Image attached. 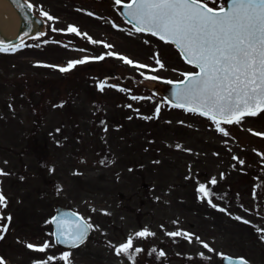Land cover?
I'll return each mask as SVG.
<instances>
[{
    "label": "rangeland",
    "instance_id": "1",
    "mask_svg": "<svg viewBox=\"0 0 264 264\" xmlns=\"http://www.w3.org/2000/svg\"><path fill=\"white\" fill-rule=\"evenodd\" d=\"M31 1L55 19L44 16L45 36L0 52V193L12 212L0 224L7 225L4 264L49 256L56 259L48 264H65L64 252L69 264H222L224 253L264 264V135H256L264 133V111L221 123L224 135L207 117L176 109L131 80L180 79L195 68L171 44L116 18V2ZM85 58L93 62L59 70L65 59ZM201 184L207 197L197 191ZM56 205L93 225L79 247L54 243ZM145 229L152 235L135 236ZM130 236V253L117 255ZM46 241L43 252L26 247Z\"/></svg>",
    "mask_w": 264,
    "mask_h": 264
},
{
    "label": "snow or ice",
    "instance_id": "2",
    "mask_svg": "<svg viewBox=\"0 0 264 264\" xmlns=\"http://www.w3.org/2000/svg\"><path fill=\"white\" fill-rule=\"evenodd\" d=\"M116 3L120 4L121 0H116ZM124 8L126 15L134 22L136 32H147L174 44L184 60L197 69L195 72L182 73L183 79L174 82V107L207 117L224 135L228 133L221 127V123L239 124L246 116H256L264 111V0H227L226 6L222 2L218 8L209 7L204 0H130ZM42 15L49 20L55 19L46 12ZM67 31L80 34L73 25H69ZM20 47L19 44L6 46L0 42V52H15ZM87 59L70 61L67 67L59 70L66 72L76 64L85 63ZM95 59H103V56ZM120 59L128 64L133 63L126 57ZM156 63L161 68L164 67L159 59ZM105 86L104 82L98 85L101 90ZM0 175L6 173L0 171ZM215 182V179L211 181L213 184ZM197 191L204 197L209 194L203 184ZM4 205L6 198L0 193V206ZM71 215L75 219L53 217L50 223L56 225L57 230L53 233L56 243L76 248L84 242L93 225L75 213ZM0 231H7V225L0 228ZM149 235L152 233L146 229L135 233L137 237ZM169 235L179 236L182 233L173 232ZM183 235L187 237L189 234ZM26 247L43 252L49 247V243H29ZM204 247L207 248L208 245L205 244ZM131 248L130 236L126 243L115 250L117 255L129 254ZM135 251L139 252L140 249ZM69 256V252H64L59 259L69 264ZM54 259L56 257L49 256L46 261H34L33 264H48ZM0 264H4L2 258ZM238 264L248 262L239 258Z\"/></svg>",
    "mask_w": 264,
    "mask_h": 264
},
{
    "label": "water",
    "instance_id": "3",
    "mask_svg": "<svg viewBox=\"0 0 264 264\" xmlns=\"http://www.w3.org/2000/svg\"><path fill=\"white\" fill-rule=\"evenodd\" d=\"M225 6L227 0H224ZM129 3V2H128ZM127 3H120L117 5L118 12L122 17L134 25V22L130 20V17L126 15L124 5ZM44 33V20L36 15L31 5L26 0H0V42L7 45H15L21 43L23 40L36 37L39 34ZM179 50V49H178ZM139 84H142L149 88L152 92L158 93L163 96L168 102L175 104L174 92L176 81L156 78L144 77L136 80ZM75 213L71 209L58 206L56 212L51 217L75 219L71 214ZM79 217H81L78 213ZM53 233L56 232V225L52 223ZM88 235V234H87ZM55 243L56 238L53 235ZM60 246H68L64 244L56 243ZM239 257H233L229 255L223 256V262L225 264H238Z\"/></svg>",
    "mask_w": 264,
    "mask_h": 264
}]
</instances>
